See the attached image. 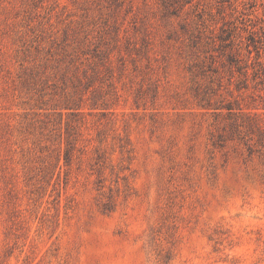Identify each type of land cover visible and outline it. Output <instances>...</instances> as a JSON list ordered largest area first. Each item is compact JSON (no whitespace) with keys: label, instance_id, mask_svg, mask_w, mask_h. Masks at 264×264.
Returning <instances> with one entry per match:
<instances>
[{"label":"rangeland","instance_id":"obj_1","mask_svg":"<svg viewBox=\"0 0 264 264\" xmlns=\"http://www.w3.org/2000/svg\"><path fill=\"white\" fill-rule=\"evenodd\" d=\"M0 264H264V0H0Z\"/></svg>","mask_w":264,"mask_h":264}]
</instances>
